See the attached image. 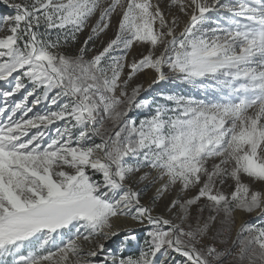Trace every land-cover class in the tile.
<instances>
[{"label": "snow or ice", "instance_id": "obj_1", "mask_svg": "<svg viewBox=\"0 0 264 264\" xmlns=\"http://www.w3.org/2000/svg\"><path fill=\"white\" fill-rule=\"evenodd\" d=\"M2 2L14 14L0 17V82L11 86L0 106V264H264V0H169L167 11L153 0ZM221 10L230 15L206 27ZM114 14V38L94 51ZM139 44L150 49L129 61ZM145 69L153 83L166 70L211 80L201 90L218 98L167 95L175 107L137 122L132 109L154 103L131 83ZM42 99L57 110L34 113ZM140 182L156 188L148 205ZM166 194L167 214H154ZM238 211L262 223L241 221L233 239ZM122 218L146 226L137 254H126L140 238Z\"/></svg>", "mask_w": 264, "mask_h": 264}, {"label": "rangeland", "instance_id": "obj_2", "mask_svg": "<svg viewBox=\"0 0 264 264\" xmlns=\"http://www.w3.org/2000/svg\"><path fill=\"white\" fill-rule=\"evenodd\" d=\"M159 2L162 7H165L169 0H153V3ZM230 2H235V0H221V3H230ZM119 11V10H118ZM165 11H167V8L165 7ZM173 12H175V9H173ZM13 10L10 7H7L3 4L2 0H0V17L4 15H12ZM228 16L230 15L229 13L225 12L224 10H221L219 12L213 11L208 14L209 16V23L206 25V27H216L215 21L220 20L221 16ZM119 16L114 14L112 23L110 25V28L107 30L106 34H101L100 38L96 40V45H95V50H100L102 49V46L105 45L107 40L114 38V35L117 31L118 28V20ZM96 17L93 18V22L95 21ZM187 17H182L181 18V26H183V23L187 21ZM221 25L226 26L224 24V21L221 20ZM90 32V29L86 28L83 33L80 34V37L77 41V44L73 46L74 48L77 46H80L82 44V41L87 39V36ZM150 49V46L147 44H139V45H134L131 50H129L128 58L129 61L133 58L139 59L141 54H146L147 51ZM16 74L14 73V76ZM166 77L167 79L160 81L158 83H153V80L156 79V74L154 70L150 69H145L140 73H137V75L133 78L132 86H135L136 84H141L143 85V90L140 93V96L137 98L138 100L140 99H149L151 101H154L152 103L150 108H133L132 111L129 113L130 118L137 120V122L140 119H143L144 117L152 114L154 111L155 107L158 104H163L167 107H175L174 104L171 102L166 101L163 99L164 96L167 95H183V96H192L198 100H214L217 99L218 96L209 92H205L201 90L200 84H211V80H205V81H200L198 82L199 86L197 88H192V85L186 82H182L180 77L173 72H170L166 70ZM28 82L26 81V84ZM151 86V87H150ZM11 90V86L7 82H0V106L3 105L4 98L2 96L3 91H9ZM28 91L31 90V85L28 84ZM26 94L24 90H22L20 93L15 94L13 97L9 98L10 103L18 102L23 98V96ZM54 94V93H52ZM51 95V94H50ZM34 99V97L29 98V104L31 106V100ZM57 110V105H51L50 101H44L43 99L41 100V103L36 105L33 108V112H39L43 114L46 111H56ZM19 115V113L17 114ZM29 115H32V113H29ZM2 119V118H0ZM63 122H56L54 125L50 126L49 129V134L50 135H55V128L56 127H62ZM35 130H33L34 132ZM147 183V182H145ZM145 183L140 182L138 183V187L144 188V193H143V203H145V199H148V201H152V193L154 191V187L150 185L149 187L145 188ZM256 189L260 188V185H254ZM150 196V197H149ZM169 197L167 194L165 197L161 198L157 203L154 205L155 207V213L154 214H166V209H165V204L167 203V200ZM240 212V211H238ZM242 214V221H248L253 224H260L262 223L261 218L257 215V213H252L251 215H248L244 212H240ZM236 218H237V213H236ZM240 222L236 220V225L232 229V238L235 239L236 236V228L239 227ZM123 228V227H121ZM129 228V227H128ZM132 228L136 229V234L140 238L138 241L133 242L131 245H129L128 252L126 254H137L138 249L142 246V240L146 232V226L141 227L139 225L132 226ZM124 238V233L122 232L120 236L116 237L112 241L109 242L108 246L115 249L117 245L120 243V241ZM221 240L223 237L220 238ZM207 242V241H206ZM220 240L217 241V244H220ZM223 247L226 248H234L231 245V242L228 244L222 243ZM236 249V248H235ZM233 251V250H232ZM23 254H27V251H25ZM224 264H235V262L232 260L230 257H226L224 259Z\"/></svg>", "mask_w": 264, "mask_h": 264}, {"label": "bare ground", "instance_id": "obj_3", "mask_svg": "<svg viewBox=\"0 0 264 264\" xmlns=\"http://www.w3.org/2000/svg\"><path fill=\"white\" fill-rule=\"evenodd\" d=\"M14 75V74H13ZM11 79V78H10ZM192 85V88H197L199 86V84H191ZM145 183V182H143ZM155 191H156V188L154 187V191L151 195V197L153 198L155 196ZM150 197V196H149ZM145 204L148 205L151 203V200L148 201V199H145ZM167 214V213H166ZM237 220L238 222H241L242 221V214L240 212H237ZM115 223L119 226V227H123V228H128V227H132V226H136L137 224L135 222H133L131 219H118L115 221ZM174 258L175 259H179L178 256H175L174 254Z\"/></svg>", "mask_w": 264, "mask_h": 264}, {"label": "built area", "instance_id": "obj_4", "mask_svg": "<svg viewBox=\"0 0 264 264\" xmlns=\"http://www.w3.org/2000/svg\"><path fill=\"white\" fill-rule=\"evenodd\" d=\"M217 246H218V248H220V249H224V247H223L222 243H220V244H217ZM232 250H233V251H232V252H233V254H234L236 251H238V249H237V248H236V249H235V248H233ZM230 258H232V257H230Z\"/></svg>", "mask_w": 264, "mask_h": 264}]
</instances>
